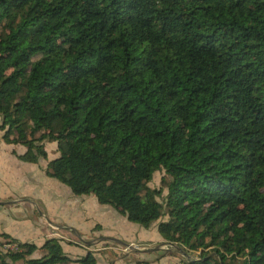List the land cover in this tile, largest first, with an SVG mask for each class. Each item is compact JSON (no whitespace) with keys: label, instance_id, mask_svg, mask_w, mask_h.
<instances>
[{"label":"trees","instance_id":"obj_1","mask_svg":"<svg viewBox=\"0 0 264 264\" xmlns=\"http://www.w3.org/2000/svg\"><path fill=\"white\" fill-rule=\"evenodd\" d=\"M0 141L55 143L47 178L179 264H264V0H0ZM0 238V264H95Z\"/></svg>","mask_w":264,"mask_h":264},{"label":"rangeland","instance_id":"obj_2","mask_svg":"<svg viewBox=\"0 0 264 264\" xmlns=\"http://www.w3.org/2000/svg\"><path fill=\"white\" fill-rule=\"evenodd\" d=\"M43 148L45 151V159H39L35 164H25L18 162L9 154L11 150L12 152L23 153V147L4 145L0 141V197L3 194L4 196L1 197L2 199L5 197H10L12 199H0V202L6 205L3 206L6 211H11L12 209H27L29 206L28 203L30 202L32 205L31 208L33 209L32 217L34 219H39V213L37 207L35 208L33 203L37 206H39V204L42 205L44 211H46V215L49 214L50 210H53V214L57 222L60 221L63 226L60 229L63 233L58 234L55 239H58L59 242H61L63 251L67 252V249L75 250L77 248L72 243L68 242V240L81 245L82 243H85L86 240L83 238L80 239L81 236L79 237L80 240L78 238L76 239V237L73 236L76 235L75 231L70 228L76 229L78 226H85L88 222V218L90 217L92 218L94 216L95 219L96 213L93 210L92 204L97 206L101 205H98L95 202L93 196H73L69 192L68 188L57 183L53 179L47 178L44 175L43 170L46 163L55 158L57 153L55 151V143H44ZM12 159L15 160L14 163L12 162ZM162 174V171L154 172L147 186L150 189H160L162 191L161 195L164 196L165 189L160 188V179ZM54 187L58 188L54 189ZM27 198L31 199L24 200ZM158 201H160V198H158ZM101 207L110 209L108 206ZM119 217L123 220L118 225V233L123 236L120 237L123 240L127 239L126 241L128 242L129 240L132 241L133 246L130 248L135 246L136 249H139L140 243L137 242L151 241L160 238L156 232L157 222L150 224L147 229H144L136 224L125 221V219L121 216ZM84 220H87V222ZM163 243L165 242L161 241L157 244L143 247V249H152L153 247ZM165 255L175 257L177 259V264L184 259L178 253H174L172 251H151L147 253L143 252L138 255L132 253L131 258L143 260L141 263L143 264L148 260L157 257L159 259ZM33 256L37 257L39 254L35 253ZM193 257L194 255L192 254L189 258ZM171 260L172 258H163L158 261V264H167ZM152 262L156 263L157 261L153 260Z\"/></svg>","mask_w":264,"mask_h":264},{"label":"crops","instance_id":"obj_3","mask_svg":"<svg viewBox=\"0 0 264 264\" xmlns=\"http://www.w3.org/2000/svg\"><path fill=\"white\" fill-rule=\"evenodd\" d=\"M13 153L14 154H12V150L9 152L15 160H17L15 155L22 154L17 152ZM14 159H12L13 163L15 161ZM57 188L58 187H54V189ZM3 196L4 195L2 194L1 197ZM1 197L0 199H2ZM4 199L12 200L10 197H5L2 200ZM28 199L31 198L24 200ZM28 204L29 206L27 209H12L11 211H6V209L3 208V206L6 205L0 202V210H2L0 211V235L4 234L10 240L19 243L33 244L38 248L42 245L44 240L55 238L58 234L63 233V231L60 230L63 226L60 221L57 222L54 217L53 210H50L49 214L46 215V211H44L42 205L39 204V206H37L33 203L34 207H37L39 213V219H34L32 217V205L30 202ZM101 206L92 204L93 210L96 213L95 219L94 216L92 218L90 217L88 218V222L87 220H84L87 222L85 226H78L76 229L70 228L75 231L76 235L73 236L76 237V239H79L81 236L80 239L83 238L86 242H81V245L68 240V242L72 243L77 249H67V252L62 250V244L59 242L62 252L71 260L82 257L86 252H91L95 260V264H141L143 260L132 259L131 254H142L143 252L141 250L143 247L157 244L161 242L162 239L157 238L156 240L151 241H139L137 242L140 243L139 249H136L135 246L130 248L133 246L132 241L129 240L128 242L126 241L127 239L123 240L120 238L123 236L118 233V225L123 219H121L119 217L120 215L116 214L111 208L110 210ZM163 258H172V260L167 264H177V259L169 255H165L159 259L157 257L144 263L158 264V261ZM153 260L157 262L153 263Z\"/></svg>","mask_w":264,"mask_h":264},{"label":"water","instance_id":"obj_4","mask_svg":"<svg viewBox=\"0 0 264 264\" xmlns=\"http://www.w3.org/2000/svg\"><path fill=\"white\" fill-rule=\"evenodd\" d=\"M142 252H158V251H163V252H169L172 251L174 253H178L179 255H181L185 260L188 259L189 257L182 252L178 247L174 246V245H170L167 243H163L161 245H157L155 247H153L152 249H142Z\"/></svg>","mask_w":264,"mask_h":264},{"label":"built area","instance_id":"obj_5","mask_svg":"<svg viewBox=\"0 0 264 264\" xmlns=\"http://www.w3.org/2000/svg\"><path fill=\"white\" fill-rule=\"evenodd\" d=\"M130 247V246H129ZM126 247V248H129ZM15 251V243L9 242L8 240L0 238V253Z\"/></svg>","mask_w":264,"mask_h":264}]
</instances>
